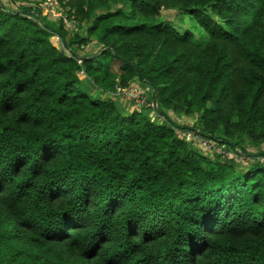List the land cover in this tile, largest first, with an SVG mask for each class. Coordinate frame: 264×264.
Instances as JSON below:
<instances>
[{
	"label": "trees",
	"instance_id": "obj_1",
	"mask_svg": "<svg viewBox=\"0 0 264 264\" xmlns=\"http://www.w3.org/2000/svg\"><path fill=\"white\" fill-rule=\"evenodd\" d=\"M35 1L0 0V264H264V0Z\"/></svg>",
	"mask_w": 264,
	"mask_h": 264
},
{
	"label": "rangeland",
	"instance_id": "obj_2",
	"mask_svg": "<svg viewBox=\"0 0 264 264\" xmlns=\"http://www.w3.org/2000/svg\"><path fill=\"white\" fill-rule=\"evenodd\" d=\"M26 2V1H25ZM37 3V8L40 10L41 14L43 16L49 15L50 17H52L56 22H58V18H61V16L64 18L66 15L64 14V10L62 8H60L58 6V4H54L53 6L49 5L46 3V5L43 4L42 1H35ZM50 2V0H48V3ZM23 6H26L24 4H22ZM34 5L36 6V4H29L27 5L28 7H34ZM17 7V5L15 6ZM174 12L172 11H166L163 10L161 11V16L158 18L160 21L162 22H169L168 24L171 25L172 27L176 28L179 32L184 33L187 30L192 34L193 38L195 41L199 42L200 44H204L206 41V33L203 32L199 26L197 25V23L190 17V15L188 14H182L180 12H177L174 14ZM165 17V18H164ZM167 18V19H166ZM73 31V30H71ZM54 45L57 44L56 40L53 38L52 39ZM87 49V50H86ZM86 49L83 50L84 55L87 54H91L89 51V49L93 50L92 46H88L86 47ZM83 85H85L86 90L92 92V87L90 86L89 82H83ZM137 84H140V82L136 81L135 87H140ZM143 94H146L147 92H143L142 90H140ZM90 96L94 97V98H98L96 97V95L93 93L92 95L90 94ZM117 98H119L120 100H124L126 102H128L126 99H124L123 97H121L120 95L116 96ZM130 104V102H128ZM147 113V112H146ZM201 150V149H200ZM204 152H208L206 150H202ZM210 153V152H208ZM220 156V158H226V159H230L228 156L233 157L234 153L229 151V149L227 147H223L221 146V151L220 154H213L211 153L210 156ZM238 161H240V159H236ZM248 161V160H246ZM243 161L241 163H243V165H245V163H250L249 161L246 162Z\"/></svg>",
	"mask_w": 264,
	"mask_h": 264
},
{
	"label": "built area",
	"instance_id": "obj_3",
	"mask_svg": "<svg viewBox=\"0 0 264 264\" xmlns=\"http://www.w3.org/2000/svg\"><path fill=\"white\" fill-rule=\"evenodd\" d=\"M42 2L44 5H46V3L51 5V6H53L54 4L57 5L55 0H50L49 3H48V0H43ZM17 4H19V5L24 4L26 6L29 5L26 2H19ZM61 18H62L64 26L66 27V29L68 31L73 32V31L77 30L76 22L73 19L67 18V15L64 18L61 16ZM71 30H73V31H71ZM54 39L56 40V43H57L55 45L62 47V43L60 42V40L57 37H54ZM67 52H68V54L70 53L68 49H67ZM78 64H81V60H78ZM115 94L120 95L121 97L126 99L131 104L138 105V107H142L146 103L145 95L142 94V92L137 87H128L125 89H117V92ZM161 119L162 118L160 116H158V120H161ZM174 133L177 136L184 138L189 143H191L193 146L198 147L201 150H206V151L213 153V154H216V153L220 154L221 146L210 141L205 136L194 135L193 132H191V131L181 130L178 128L174 129ZM223 147H225V146H223ZM228 157L234 158L235 154L233 157H230V156H228ZM261 162L264 163V157L261 158Z\"/></svg>",
	"mask_w": 264,
	"mask_h": 264
},
{
	"label": "crops",
	"instance_id": "obj_4",
	"mask_svg": "<svg viewBox=\"0 0 264 264\" xmlns=\"http://www.w3.org/2000/svg\"><path fill=\"white\" fill-rule=\"evenodd\" d=\"M50 18L52 19V21H55L52 17H50ZM93 93L96 95V97L101 98V99H106V98L112 99L111 97H113L114 102H116L122 110L127 111L129 113L133 111L128 102H126L124 100H120L119 98L116 97V95H114V96L111 95L112 93H104L100 90H95V91L93 90L91 92V94H93Z\"/></svg>",
	"mask_w": 264,
	"mask_h": 264
},
{
	"label": "snow or ice",
	"instance_id": "obj_5",
	"mask_svg": "<svg viewBox=\"0 0 264 264\" xmlns=\"http://www.w3.org/2000/svg\"><path fill=\"white\" fill-rule=\"evenodd\" d=\"M73 223H74V221H69V224L67 226L71 227V226H73Z\"/></svg>",
	"mask_w": 264,
	"mask_h": 264
},
{
	"label": "water",
	"instance_id": "obj_6",
	"mask_svg": "<svg viewBox=\"0 0 264 264\" xmlns=\"http://www.w3.org/2000/svg\"><path fill=\"white\" fill-rule=\"evenodd\" d=\"M69 52H70V51H69ZM70 54H71V52H70ZM76 57L78 58V56H76ZM93 57H95V56H93ZM93 57H92V58H93ZM154 91H155V90H154Z\"/></svg>",
	"mask_w": 264,
	"mask_h": 264
}]
</instances>
